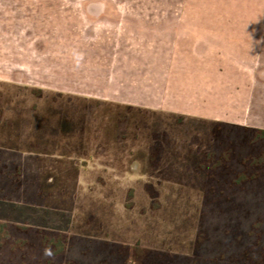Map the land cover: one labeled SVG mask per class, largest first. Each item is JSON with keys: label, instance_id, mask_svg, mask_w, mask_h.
<instances>
[{"label": "rangeland", "instance_id": "374dc122", "mask_svg": "<svg viewBox=\"0 0 264 264\" xmlns=\"http://www.w3.org/2000/svg\"><path fill=\"white\" fill-rule=\"evenodd\" d=\"M129 5L214 6L217 20L233 21L243 7L241 0H0V222L81 239L82 251L111 242L193 256L201 164L215 125L132 108L127 95L112 93L109 54L102 60L96 48L100 22L88 9Z\"/></svg>", "mask_w": 264, "mask_h": 264}, {"label": "crops", "instance_id": "0c3cea01", "mask_svg": "<svg viewBox=\"0 0 264 264\" xmlns=\"http://www.w3.org/2000/svg\"><path fill=\"white\" fill-rule=\"evenodd\" d=\"M241 3L234 21L217 20L214 6L89 8L112 93L132 108L264 130V0Z\"/></svg>", "mask_w": 264, "mask_h": 264}, {"label": "trees", "instance_id": "16d2710c", "mask_svg": "<svg viewBox=\"0 0 264 264\" xmlns=\"http://www.w3.org/2000/svg\"><path fill=\"white\" fill-rule=\"evenodd\" d=\"M212 140L193 256L111 242L82 251L81 239L0 222V264H264V130L217 123Z\"/></svg>", "mask_w": 264, "mask_h": 264}]
</instances>
